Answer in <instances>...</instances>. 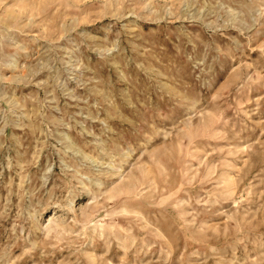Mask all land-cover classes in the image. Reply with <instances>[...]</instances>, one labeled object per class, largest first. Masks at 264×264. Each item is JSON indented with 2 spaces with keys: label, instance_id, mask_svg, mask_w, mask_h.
Returning <instances> with one entry per match:
<instances>
[{
  "label": "rangeland",
  "instance_id": "1",
  "mask_svg": "<svg viewBox=\"0 0 264 264\" xmlns=\"http://www.w3.org/2000/svg\"><path fill=\"white\" fill-rule=\"evenodd\" d=\"M0 264H264V0H0Z\"/></svg>",
  "mask_w": 264,
  "mask_h": 264
}]
</instances>
